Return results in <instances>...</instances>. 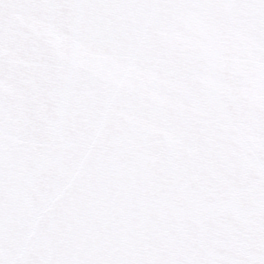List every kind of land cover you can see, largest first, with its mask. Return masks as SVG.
Segmentation results:
<instances>
[{
	"label": "snow or ice",
	"instance_id": "1",
	"mask_svg": "<svg viewBox=\"0 0 264 264\" xmlns=\"http://www.w3.org/2000/svg\"><path fill=\"white\" fill-rule=\"evenodd\" d=\"M0 264H264V0H0Z\"/></svg>",
	"mask_w": 264,
	"mask_h": 264
}]
</instances>
